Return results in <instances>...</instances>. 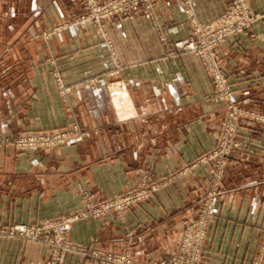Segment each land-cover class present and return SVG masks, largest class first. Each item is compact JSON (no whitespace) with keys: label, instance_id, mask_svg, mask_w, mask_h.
I'll return each instance as SVG.
<instances>
[{"label":"crops","instance_id":"1","mask_svg":"<svg viewBox=\"0 0 264 264\" xmlns=\"http://www.w3.org/2000/svg\"><path fill=\"white\" fill-rule=\"evenodd\" d=\"M155 0V29L136 14L105 29L111 50L90 22L39 37L80 9L81 0H0V137L23 131L52 132L75 120L87 136L52 149H0V226L32 224L81 208L78 190L97 200L134 188L146 169L155 178L174 175L212 148L223 117L205 97L211 78L192 54H168L184 39L190 17L207 23L229 0ZM259 19L218 48L221 68L243 108L264 113V0H247ZM163 37L164 44L158 35ZM68 88L59 94L52 72ZM245 125L242 161L227 164L213 207L202 264H251L258 248L264 167ZM208 166L173 178L122 216L82 218L67 239L104 252L127 248L135 264L171 253L185 221L197 211ZM261 192V193H260ZM263 195V196H262ZM0 264H50L39 243L0 238ZM56 264H96L64 253Z\"/></svg>","mask_w":264,"mask_h":264},{"label":"built area","instance_id":"2","mask_svg":"<svg viewBox=\"0 0 264 264\" xmlns=\"http://www.w3.org/2000/svg\"><path fill=\"white\" fill-rule=\"evenodd\" d=\"M155 0H83L89 11L81 17V21L93 17L97 30H103V24L113 17L124 16L132 19L140 14L149 20L157 29L153 15ZM185 6L187 0H183ZM190 17V32L184 39L176 40L168 54L188 53L200 62L206 75L211 78L212 92L205 98L218 103L223 108V117L219 124L215 144L212 148L191 161L174 175L156 179L149 170L139 173L137 185L126 192L117 193L104 200H97L89 192L80 189L81 208L56 217L39 220L32 224H12L0 226V238H18L24 241L42 244L48 251L50 264H56L64 253H75L90 258L96 264H135L127 248L121 252H104L92 247H83L71 243L67 239L71 224L82 218L101 219L109 214L122 216L128 209L150 200L155 192L163 188L173 178L183 176L194 168L208 166V190L197 202V211L182 226L177 246L169 254L162 255L146 264H202L207 242V232L213 218L215 201L223 194L220 182L227 164L231 161H242L245 158V146L236 140L237 127L246 120L254 135L258 134V123L263 122L255 110H245L240 106L236 95L229 86L228 79L222 71L218 48L232 36L239 35L251 28L258 18L250 9L247 0H229L224 12L216 19L197 22ZM76 21V20H75ZM103 41H110L107 33L101 35ZM158 38L163 42L161 34ZM111 50L112 43H108ZM52 77L59 94L64 98L68 93L58 72ZM87 136L79 124L72 120L68 127L52 132L36 131L18 133L0 137V149L12 147L18 151L35 149H52L65 145L72 138ZM258 252V251H257ZM258 264V253L256 263Z\"/></svg>","mask_w":264,"mask_h":264},{"label":"rangeland","instance_id":"3","mask_svg":"<svg viewBox=\"0 0 264 264\" xmlns=\"http://www.w3.org/2000/svg\"><path fill=\"white\" fill-rule=\"evenodd\" d=\"M76 13L73 15V16H71V17H67V18H65V19H63V20H60V21H58V22H56L54 25H52V26H50V28L48 29V30H45V31H43V32H40V34H39V37H46L49 33H52V32H59V31H64V30H66L67 28H70L71 26H78L79 24H81V23H83V22H85V21H87V22H90L92 25H93V27H94V30L98 33V35H102L103 33H107V31H106V29H105V25H106V23L105 24H103L102 26H103V30H97V27H96V25H95V23H94V21H93V17H91V18H88V20H84V21H81V17L84 15V14H87L89 11L87 10V8L84 6V4H83V0H81V6H80V9L79 10H76L75 11ZM153 15L154 16H156L155 15V9L153 8ZM257 15V14H256ZM261 15H260V13H258V19H259V17H260ZM114 19H124L125 20V17L124 16H117V17H113V20ZM76 20V21H75ZM158 26V25H157ZM107 36H109L108 34H107ZM110 38V37H109ZM103 39V38H102ZM108 43H112V42H110V41H103V44L107 47L109 44ZM163 44H164V42H162ZM174 42H172L171 44H167L166 42H165V44H166V49L167 50H170V47H171V45L173 44ZM164 44V45H165ZM240 106H241V104H240ZM242 107V106H241ZM243 108V107H242ZM243 109H245V110H248V111H251L252 109H246V108H243ZM256 111V110H255ZM258 112V117L260 116V117H262L263 118V122L262 123H258V134H255L254 135V133L253 134H251V136L249 137V140H252L251 142H254L255 144H257V146H258V158L260 159V161H261V164H263L264 165V113H262V112H260L259 110L257 111ZM242 125H245V126H250L248 123H247V121L246 120H242L241 121V123H240V125H239V127L240 126H242ZM239 127H237V130H238V128ZM218 128H219V125H218ZM31 132H33V131H23V132H21V133H31ZM34 132H36V131H34ZM20 133V132H19ZM218 133V132H217ZM18 134V133H17ZM236 140L238 141V142H240L243 146H245V143H244V141L241 139V138H239L238 136H237V134H236ZM56 148V147H55ZM245 148V147H244ZM245 150H246V148H245ZM29 151V150H28ZM204 153V152H203ZM203 153H200V154H198L196 157H195V159L198 157V156H200V155H202ZM190 163V162H189ZM189 163H187V164H185L184 166H187ZM183 166V167H184ZM182 167V168H183ZM195 169V168H194ZM181 170V169H180ZM179 171V170H178ZM177 171V172H178ZM152 173V172H151ZM176 173V172H175ZM153 174V173H152ZM224 174V173H223ZM155 177V176H154ZM167 177H169V176H167ZM223 177V176H222ZM164 178V177H163ZM207 178H208V173H207ZM207 178H206V180H207ZM156 179H160V178H156ZM221 180H222V178H221ZM220 184H221V182H220ZM258 186L259 187H261V190H262V193L264 194V167H262V168H260V170L258 171ZM220 190H218V191H220L221 193H224V190L220 187L219 188ZM80 190V189H79ZM79 190H78V192H79ZM82 190H84V189H82ZM131 190V189H130ZM208 190V184L206 185V188H205V191L203 192V194H205L206 193V191ZM261 193V192H260ZM223 195V194H222ZM221 195V196H222ZM154 196V195H153ZM220 196V197H221ZM263 196V195H262ZM111 197V196H110ZM217 201V200H216ZM216 201H215V203H216ZM262 203V204H261ZM259 204H261V206L262 207H264V199L263 200H261L260 202H259ZM198 207V206H197ZM199 208V207H198ZM186 222V221H185ZM184 222V223H185ZM211 222V221H210ZM183 223V224H184ZM210 225V224H209ZM183 226V225H182ZM258 230H259V232H258V248H257V251H256V253H255V256L253 257V260H252V262H251V264H255L256 263V255H257V253H258V264H264V209H263V212H262V217H261V220L259 221V223H258ZM178 242V241H177ZM169 254V253H168Z\"/></svg>","mask_w":264,"mask_h":264}]
</instances>
